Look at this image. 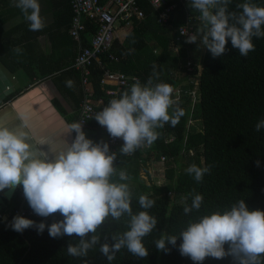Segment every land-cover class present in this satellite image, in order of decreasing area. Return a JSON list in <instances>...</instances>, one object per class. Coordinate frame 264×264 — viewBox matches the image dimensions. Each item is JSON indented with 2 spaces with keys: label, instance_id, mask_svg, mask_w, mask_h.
<instances>
[{
  "label": "trees",
  "instance_id": "16d2710c",
  "mask_svg": "<svg viewBox=\"0 0 264 264\" xmlns=\"http://www.w3.org/2000/svg\"><path fill=\"white\" fill-rule=\"evenodd\" d=\"M5 1L7 4L5 8L11 10V0ZM166 2H176L177 5L169 12L164 22L158 23L157 12L151 8L147 0H140L143 18L134 21L122 41L114 39L110 49L100 55V64L92 63L89 77L93 90L91 102L100 104L102 110L110 100L120 98L136 82H132L116 96L107 95L100 83L106 68L135 74L142 84L155 72L158 79L154 77V83H168L174 89L183 80H188L187 74L190 69L191 72L200 73L195 90L198 100L191 102L190 93L194 88L191 79L181 91L177 107L183 109L185 115L178 124L172 126L171 123H167L163 128L157 129L159 137L155 142L151 145L145 144L131 154H123L120 151L122 144L117 148L116 175L111 177L112 181L126 183L129 186L133 214L148 211L158 221L157 227L143 238V243L149 251L148 257L137 258L126 248H122L115 254V259L109 262L99 252V244L90 249L87 256L73 257L68 254L67 245L78 243V237L51 238L47 229L43 234H37L32 228L18 233L13 231L6 221L0 219V264H194L190 258L181 256L178 250L180 239L177 240L175 247L168 245L170 252L167 253L156 249V241L164 235L178 236L190 220H196L215 211L222 212L240 200H244L250 210H264V128L260 131H256L255 128L259 121L264 120V37L253 38L255 49L246 57H242L238 50L232 49L230 41L227 45L228 51L221 57L214 58L205 48L202 67L199 69L197 62L189 63L188 43L185 38L177 40L176 35L179 25L187 19H190L197 29L202 28L200 14L189 7L188 0L186 4L179 0ZM245 2L264 7V0H230L229 11H242L237 5ZM8 14L7 10H0V62L12 72L18 66L24 68L32 81L53 77L55 72H61L58 78L73 74V77L78 79L79 89L71 93L75 102V113L72 118L75 120L83 93L80 72L70 66L77 45L69 34L72 18L69 0L64 2L62 9L58 8L55 11L54 26L56 29H64L56 33V36L60 35V41L54 42L52 37L53 49L47 59L50 64L40 66L47 68L39 72L36 71L38 67H34L32 59L36 53L32 51V43L29 41L31 37L36 38L38 31L31 37L26 36V29H29V26H26L28 24L25 22L24 36L12 39L13 28L7 31L3 28V23L9 18ZM21 27L17 25L15 28ZM95 31L96 24L85 19V30L82 32L83 46L89 44L90 36ZM56 44L65 45L66 51L63 55L62 53L58 55ZM173 45H178L177 54L168 50ZM16 49L20 51L17 52ZM109 54L117 59L110 60ZM65 56L69 58L68 61L61 63L60 60ZM189 65L191 68H188ZM67 66L68 69H65ZM186 69L188 71L184 76L177 74ZM189 121L194 123L189 124ZM88 124L95 130V127L99 126L95 118ZM96 131L87 134V137L94 142H107V130ZM160 154L164 155L167 162L164 168L165 181L162 184L155 182L146 184L138 174V163L141 161L145 163L149 159L157 160ZM183 155L186 156V163L180 160ZM192 164L210 169L202 181L197 182L186 172ZM123 165L127 179L121 181L119 172L122 171ZM173 192L174 198L170 197V193ZM196 194L203 196L201 208L186 215L184 207L191 205ZM141 195H147L155 201L151 209L145 210L140 207L138 200ZM180 198L182 201H178ZM12 201L14 207L21 205L18 192ZM14 207L5 215L6 220L11 221L15 216ZM24 208L31 209L26 200ZM24 217L36 222L43 220L47 224L62 219L59 214L47 218L36 214ZM129 220L127 214L119 220L108 217L95 234L102 237L101 243H112L113 235L128 230ZM104 238H107V241ZM227 247L228 245H225L226 249ZM203 264H234V261L231 256L220 260L209 257Z\"/></svg>",
  "mask_w": 264,
  "mask_h": 264
},
{
  "label": "clouds",
  "instance_id": "9594fccd",
  "mask_svg": "<svg viewBox=\"0 0 264 264\" xmlns=\"http://www.w3.org/2000/svg\"><path fill=\"white\" fill-rule=\"evenodd\" d=\"M188 3L199 12L203 27L196 28L186 43L199 41L214 58L226 54L229 41L232 49L246 57L255 49L253 38L264 37V7L245 2L237 5L242 11L235 12L229 11L230 0H188ZM15 6L24 14L31 31L44 28L39 0H15ZM154 77L158 79L155 72L144 84L137 80L130 90L110 100L94 115L110 137L122 139L123 154H131L144 144L151 145L159 137L157 129L167 123L175 126L185 115L183 109L173 107L177 104L174 88L168 83H154ZM20 119L21 125L16 130L0 126V191L22 188L34 214L44 218L59 214L62 219L47 224L16 215L8 226L18 233L32 228L37 234L47 229L51 238L78 237V243L67 245V252L73 257L87 256L98 244L99 252L109 262L122 248L137 258L148 257L143 238L157 227V218L148 211L133 214L129 186L111 179L116 175V152L110 151L109 144L94 142L83 131L82 123H73L68 126L67 135L74 132V139L65 141L63 149L50 158L46 151L32 144L26 131L28 119ZM255 128L256 131L264 128V120ZM209 171L208 167L196 164L186 169L197 182ZM119 179H127L124 171L119 172ZM138 202L145 210L155 203L147 195L139 196ZM202 203L203 196L194 195L184 213L198 211ZM125 214L130 217L128 230L113 235L112 243H101L102 237L95 234L97 229L108 217L119 220ZM178 239L181 256L190 258L194 264H203L209 257L220 260L227 256L232 257L234 264H264V210H250L240 200L222 212L190 220L178 236H162L156 241V249L170 252L168 245L175 247Z\"/></svg>",
  "mask_w": 264,
  "mask_h": 264
},
{
  "label": "crops",
  "instance_id": "0c3cea01",
  "mask_svg": "<svg viewBox=\"0 0 264 264\" xmlns=\"http://www.w3.org/2000/svg\"><path fill=\"white\" fill-rule=\"evenodd\" d=\"M5 2V0H0V10H7L9 13V18L3 23V28H5V31L11 27L13 28L12 39L18 38L21 35L24 36L25 29H23V25L26 22L28 24L26 26H29V22L25 19L22 11L15 6V0H11V10L5 8L7 5ZM64 2L66 0H39L41 17L44 20L45 26L42 30L38 31L36 38L31 37L35 34V31L26 29V36L31 37L29 41L32 43V51L34 54L36 53V56L32 60L35 65L34 67H38L36 68L37 72L47 68L40 66L50 64L47 59L53 49L52 37L54 42L60 41V35L56 36V33L64 28L56 29L54 26L56 20L55 11L58 8L62 9ZM17 25H21L22 27L20 29L15 28ZM130 29L131 27L118 29L116 31V38L122 41ZM56 49L58 50V55L61 53L63 55L66 51L65 45L56 44ZM42 57L45 59H41ZM35 59L37 61H34ZM68 59L65 56L60 62H67ZM36 64H39V66ZM65 69H68V66ZM60 73L55 72L53 77L32 81L28 78L24 68L18 66L12 72L0 62V81L6 84L5 89L0 90V126L16 130L21 125L20 118H27L29 127L26 131L31 137L32 144L35 148L46 151L50 158H54L63 149L65 141H72V134L67 135L68 126L75 121L72 118L75 113V102L71 93L72 91L77 92L79 90L77 86L78 79L73 77V74H66V76L58 78ZM3 77L11 79L12 83L5 82ZM69 81H71V86H68ZM95 128L96 130L104 129L100 125ZM96 130L88 126L87 134H93V132H97ZM120 142L123 144L122 139H120ZM153 161L155 160L149 159L145 163L141 161L138 165H144L146 168L149 162ZM124 169L125 165H123L122 171ZM12 203L10 204L11 208L1 210L0 213L5 215L11 211L13 209Z\"/></svg>",
  "mask_w": 264,
  "mask_h": 264
},
{
  "label": "built area",
  "instance_id": "2783aa9c",
  "mask_svg": "<svg viewBox=\"0 0 264 264\" xmlns=\"http://www.w3.org/2000/svg\"><path fill=\"white\" fill-rule=\"evenodd\" d=\"M140 0H69L72 9V18L69 28V34L75 41V56L71 63V67L80 72L81 86L83 89L82 100L79 104V113L74 123H82L83 131L88 132V122L94 119V115L101 111L100 104L91 102L93 90L90 84V66L93 62L100 64V55L107 52L114 39L116 31L120 28L131 27L134 21H139L143 18V10L139 5ZM186 4L187 0H179ZM153 10L157 12L156 22H164L170 11H172L177 3H167L166 0H147ZM85 19L91 20L96 24V31L90 36L89 44L82 45V32L85 30ZM176 39L187 37L196 32V25L191 23L190 19L184 21L178 27ZM110 60L117 58L109 54ZM135 74L124 73L119 70L104 69L103 76L100 80L102 87L107 95L116 96L120 91L129 87L132 82L137 81ZM116 99V98H113ZM101 99H99L100 103ZM106 129V128H104ZM72 134V140L75 133ZM107 142L110 145L111 152H117L118 146L121 145L119 138H112L107 135ZM143 146V145H142ZM160 159H164V155H159ZM21 205L14 211L16 215H35L34 212L24 208L25 198L22 188L18 190ZM0 219L9 224L10 221L0 213Z\"/></svg>",
  "mask_w": 264,
  "mask_h": 264
},
{
  "label": "rangeland",
  "instance_id": "374dc122",
  "mask_svg": "<svg viewBox=\"0 0 264 264\" xmlns=\"http://www.w3.org/2000/svg\"><path fill=\"white\" fill-rule=\"evenodd\" d=\"M201 25L199 24V27ZM175 30V29H174ZM186 40V39H185ZM203 45L199 43V41L197 42V44H190L188 43V55H189V63L191 62H197L198 64V68L200 69L202 67V59L205 53V48H202ZM177 48L178 45H173L170 46L168 48L170 53L173 54H177ZM188 68H191V66L189 65ZM191 70V69H190ZM189 70V73H185L188 70H183L181 72H178L177 74H180V76H184V74H187L188 80H183L179 86H177L174 89V93H173V98L177 100V104L174 105L173 107H177L178 106V101L179 98L181 97V91L184 90V85H186L187 83H189L190 79L194 82V88L193 91L190 93L191 96V102H195L197 99L195 90H196V83H197V77H199V72H191ZM3 79L5 80V82L7 81L8 83H12L11 79H8L6 77H3ZM4 82V83H5ZM7 83V84H8ZM0 81V90H2L3 88L5 89V85ZM189 95V94H188ZM194 123L193 121H189V124ZM145 145V144H144ZM143 147V146H142ZM186 156L183 155V157H181V161L186 163ZM166 158L164 159H157L153 162H149V164L147 165V167L145 168L144 165L139 164L138 165V174L139 176L143 179V181L146 184L155 182L156 184H162L165 181V177H164V168L166 166ZM170 197L174 198V192L170 193ZM178 201H182V199H178Z\"/></svg>",
  "mask_w": 264,
  "mask_h": 264
},
{
  "label": "water",
  "instance_id": "95a60500",
  "mask_svg": "<svg viewBox=\"0 0 264 264\" xmlns=\"http://www.w3.org/2000/svg\"><path fill=\"white\" fill-rule=\"evenodd\" d=\"M18 188L15 189H5L0 191V211L9 208L10 204L13 202V198L17 192Z\"/></svg>",
  "mask_w": 264,
  "mask_h": 264
},
{
  "label": "flooded vegetation",
  "instance_id": "af4514ba",
  "mask_svg": "<svg viewBox=\"0 0 264 264\" xmlns=\"http://www.w3.org/2000/svg\"><path fill=\"white\" fill-rule=\"evenodd\" d=\"M13 207H14V205L12 204V208H13ZM18 207H19V206H18ZM9 208H11V206H10ZM16 208H17V207H16ZM16 208H15V209H16ZM5 215H7V214H5ZM5 215L3 214V216H5Z\"/></svg>",
  "mask_w": 264,
  "mask_h": 264
},
{
  "label": "snow or ice",
  "instance_id": "6c2138e0",
  "mask_svg": "<svg viewBox=\"0 0 264 264\" xmlns=\"http://www.w3.org/2000/svg\"><path fill=\"white\" fill-rule=\"evenodd\" d=\"M42 126V125H41Z\"/></svg>",
  "mask_w": 264,
  "mask_h": 264
}]
</instances>
